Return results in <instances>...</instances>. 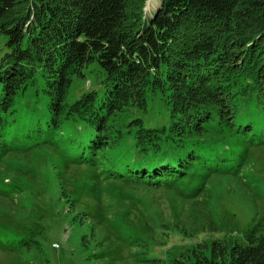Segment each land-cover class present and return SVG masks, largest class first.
Masks as SVG:
<instances>
[{
    "label": "trees",
    "instance_id": "16d2710c",
    "mask_svg": "<svg viewBox=\"0 0 264 264\" xmlns=\"http://www.w3.org/2000/svg\"><path fill=\"white\" fill-rule=\"evenodd\" d=\"M146 2L0 0V35L7 39L0 59V151L19 142L57 141L67 131L81 151L103 143L126 151L127 168L152 172L181 158L176 170L184 172L196 162L190 157L206 150V157L214 150L232 154L222 138L196 129L222 108L230 111L234 133L264 142V0H160L152 15ZM93 62L103 72L102 93L68 103L63 90ZM154 94L171 107L168 126L127 118L133 108L146 110ZM126 102L125 130L124 124L112 128L117 135L107 139L103 117ZM25 232L15 234L16 244L25 245ZM244 241H214L209 255L179 264H264L261 230L253 228ZM5 248L13 255L9 264H20L16 248Z\"/></svg>",
    "mask_w": 264,
    "mask_h": 264
},
{
    "label": "rangeland",
    "instance_id": "374dc122",
    "mask_svg": "<svg viewBox=\"0 0 264 264\" xmlns=\"http://www.w3.org/2000/svg\"><path fill=\"white\" fill-rule=\"evenodd\" d=\"M160 4L147 0L144 10L152 15ZM6 40L0 35V59ZM102 78L101 68L90 63L73 76L62 97L73 103L88 92L101 94ZM130 107L126 102L118 113L103 117L100 130L107 139L114 134L110 129L124 124L125 130ZM170 108L154 94L146 110L133 108L127 118L162 128L170 123ZM222 111L196 129L222 138L232 154L214 150L206 157V150L190 157L196 162L189 161L184 172L176 170L181 158L152 172L147 169L153 167L127 168L126 151L109 143L81 151L67 131L57 141L19 142L0 151V264L13 256L2 252L5 247L16 248L20 264L191 263L209 255L214 241L244 244L253 228L264 235V142L234 133L230 111ZM218 129L224 131L220 136ZM84 141L87 146L90 139ZM120 152L122 160L116 161ZM21 231H26L23 246L16 244Z\"/></svg>",
    "mask_w": 264,
    "mask_h": 264
}]
</instances>
